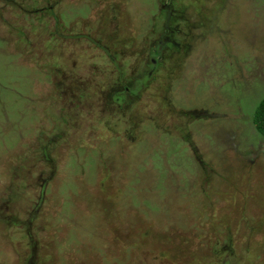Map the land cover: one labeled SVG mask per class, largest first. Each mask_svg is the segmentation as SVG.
Here are the masks:
<instances>
[{"label": "rangeland", "instance_id": "rangeland-1", "mask_svg": "<svg viewBox=\"0 0 264 264\" xmlns=\"http://www.w3.org/2000/svg\"><path fill=\"white\" fill-rule=\"evenodd\" d=\"M169 1L0 0V264H264V0Z\"/></svg>", "mask_w": 264, "mask_h": 264}, {"label": "trees", "instance_id": "trees-1", "mask_svg": "<svg viewBox=\"0 0 264 264\" xmlns=\"http://www.w3.org/2000/svg\"><path fill=\"white\" fill-rule=\"evenodd\" d=\"M171 2L172 4L168 3V9H169V14L170 15H177L179 14V18H181L182 20L180 22L183 23V25L180 24V26L183 27V29H175L172 27L169 28V24H168V21H166L164 23V25L161 27V28H164L166 30V32L168 33H171V32H174L176 34L174 40H177L179 39V32L178 31H181L183 34H185V26H190V23L187 22L185 24V18L184 17H188V13L187 11L185 10L184 7H182L183 5L182 4H176V2L174 1H169ZM216 3H217V0H216ZM217 4H220L219 2ZM195 9V8H194ZM197 9V8H196ZM58 32H56V35H57ZM59 34V33H58ZM85 36V35H83ZM176 41V42H177ZM174 46V45H173ZM179 44L176 46L177 50H175V52H172L169 54V56L171 58L172 55L176 54L177 51H181L182 49L178 48ZM157 47H154L153 50H151V54H150V62H148V64H146V68L145 70L143 71V73H141L142 75L139 76V83L137 85V88H135L134 84H135V81L137 82L136 79H134L133 81V84L130 86L132 88H135V89H125L123 91V94L117 96V98L115 99L117 102L119 103H130L132 102L133 100L132 99H135V97L141 93V90H144L145 88H147V83L149 81H151L152 79L155 78V75H156V79H157V75H158V72L160 71V67H163L164 65H166L165 67L169 68L170 66H168V64L166 63L167 60H169V56L165 57V58H159L158 57V53H157ZM109 58L112 60V57H110L109 55ZM172 65H175V64H171ZM174 66H172L173 68ZM128 86V85H127ZM144 87V88H143ZM143 88V89H142ZM119 92V91H118ZM117 92V93H118ZM117 95V94H116ZM125 99V101H124ZM128 100V101H127ZM130 101V102H129ZM252 120H253V123L255 124L256 126V129L258 130V132L264 136V97L260 100V102L258 103L254 113H253V117H252ZM50 161V160H49Z\"/></svg>", "mask_w": 264, "mask_h": 264}, {"label": "flooded vegetation", "instance_id": "flooded-vegetation-1", "mask_svg": "<svg viewBox=\"0 0 264 264\" xmlns=\"http://www.w3.org/2000/svg\"><path fill=\"white\" fill-rule=\"evenodd\" d=\"M159 58H165L166 56L163 54V52H160L158 55Z\"/></svg>", "mask_w": 264, "mask_h": 264}, {"label": "clouds", "instance_id": "clouds-1", "mask_svg": "<svg viewBox=\"0 0 264 264\" xmlns=\"http://www.w3.org/2000/svg\"><path fill=\"white\" fill-rule=\"evenodd\" d=\"M160 52H163V50H160ZM159 55V54H158Z\"/></svg>", "mask_w": 264, "mask_h": 264}]
</instances>
